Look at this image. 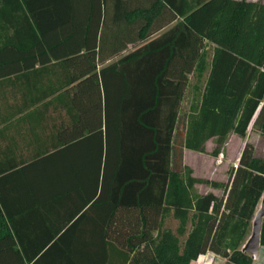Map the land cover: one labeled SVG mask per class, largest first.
<instances>
[{
	"label": "trees",
	"instance_id": "obj_1",
	"mask_svg": "<svg viewBox=\"0 0 264 264\" xmlns=\"http://www.w3.org/2000/svg\"><path fill=\"white\" fill-rule=\"evenodd\" d=\"M38 1L0 0V29L29 23L2 49L23 54L19 68L57 61L66 71L60 148L32 164L59 178L43 164L63 152L65 179L86 184L85 201L45 250L15 249L0 233L3 264H191L208 252L253 264L242 248L264 197V157L246 143L219 181L194 176L184 150L204 154L211 141L218 158L251 125L264 135V1L82 0V12Z\"/></svg>",
	"mask_w": 264,
	"mask_h": 264
},
{
	"label": "crops",
	"instance_id": "obj_2",
	"mask_svg": "<svg viewBox=\"0 0 264 264\" xmlns=\"http://www.w3.org/2000/svg\"><path fill=\"white\" fill-rule=\"evenodd\" d=\"M38 2L35 4L38 9L86 10L82 0H69V6L51 0ZM57 24L52 18H43L39 22L43 27ZM25 25L29 23L15 19L11 23L2 22L0 29V233L7 232L12 236L15 249L33 252L47 249L45 243L52 240L50 237L64 233L65 223L78 216L85 199L77 192L83 191L80 188L86 184L82 180L65 179L68 168L63 152H57L54 158L43 164V169L52 170L59 178H40L41 173L36 175L38 167L32 162L60 148L57 129L69 122V117L66 109L58 108H67L72 102L71 99L58 98V89L64 91L71 86L64 89L66 71L58 66L57 61L19 68L18 65L24 63L23 54H11L2 49L9 39L20 37L21 27ZM67 25H82V22L72 21ZM58 111L61 112L59 116ZM78 233L81 232L75 230L74 234ZM4 245L0 244V247L4 248ZM74 247L76 244L71 239L66 248ZM3 261L0 255V264ZM56 262L48 256L42 264Z\"/></svg>",
	"mask_w": 264,
	"mask_h": 264
},
{
	"label": "rangeland",
	"instance_id": "obj_3",
	"mask_svg": "<svg viewBox=\"0 0 264 264\" xmlns=\"http://www.w3.org/2000/svg\"><path fill=\"white\" fill-rule=\"evenodd\" d=\"M246 143L253 145L257 156L264 157V135L251 125L245 139H240L235 135H231L224 147L223 153L218 158H214L209 154L213 147V143L209 141L206 145L207 153L201 154L187 150L186 153H184V164L193 169L194 176L224 181L227 179V171L229 168L234 167V163H238L239 156ZM198 190L202 193H206L211 189L204 185H199ZM214 192L220 193L219 191ZM260 206L261 204L259 208ZM224 261L222 257L208 252L191 264H223ZM253 264H264V249L260 250L259 256L254 260Z\"/></svg>",
	"mask_w": 264,
	"mask_h": 264
},
{
	"label": "water",
	"instance_id": "obj_4",
	"mask_svg": "<svg viewBox=\"0 0 264 264\" xmlns=\"http://www.w3.org/2000/svg\"><path fill=\"white\" fill-rule=\"evenodd\" d=\"M264 217V197L261 202V206L257 211L255 218L252 222L251 233L244 244L242 251L248 255H250L253 260H256L259 256L261 247V229H262V220Z\"/></svg>",
	"mask_w": 264,
	"mask_h": 264
},
{
	"label": "built area",
	"instance_id": "obj_5",
	"mask_svg": "<svg viewBox=\"0 0 264 264\" xmlns=\"http://www.w3.org/2000/svg\"><path fill=\"white\" fill-rule=\"evenodd\" d=\"M234 167H237V163L234 165Z\"/></svg>",
	"mask_w": 264,
	"mask_h": 264
}]
</instances>
